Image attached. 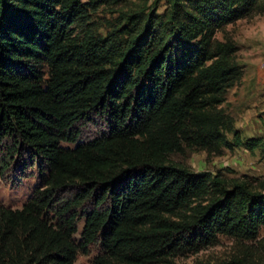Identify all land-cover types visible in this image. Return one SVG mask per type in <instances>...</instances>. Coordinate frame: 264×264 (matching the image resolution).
Returning a JSON list of instances; mask_svg holds the SVG:
<instances>
[{
  "label": "trees",
  "instance_id": "trees-1",
  "mask_svg": "<svg viewBox=\"0 0 264 264\" xmlns=\"http://www.w3.org/2000/svg\"><path fill=\"white\" fill-rule=\"evenodd\" d=\"M260 2L0 0V164L21 158L42 185L0 207V264H76L91 246L92 264H177L219 236L257 238L264 180L171 158L264 159L263 139L242 137L224 109L242 67L216 38ZM88 124L99 129L82 140Z\"/></svg>",
  "mask_w": 264,
  "mask_h": 264
},
{
  "label": "rangeland",
  "instance_id": "rangeland-1",
  "mask_svg": "<svg viewBox=\"0 0 264 264\" xmlns=\"http://www.w3.org/2000/svg\"><path fill=\"white\" fill-rule=\"evenodd\" d=\"M216 38L219 41L228 38L235 43V57L242 67V78L227 93L224 109L234 120V126L241 131L242 137H256L264 141V0H261L258 12L252 18L228 26ZM98 127L88 124L79 137L82 140L91 139ZM63 146L73 147L71 144ZM2 156L0 147V163ZM171 159L192 172L220 173L228 179L247 178L257 186L264 180V159L258 151L249 153L244 148H237L232 152L224 150L218 157L209 156L203 151H193ZM15 161L4 172L0 164V207L13 210L20 209L35 189L42 188L37 168L33 166L31 170H25L20 168L21 158ZM82 224V221L78 224L79 232ZM78 238V234L74 236L75 240ZM97 253L98 248L91 246L87 254L78 255L76 264H92ZM234 257L264 263V229L259 231L255 240L247 242L219 236L215 245L196 254L181 256L176 263L223 264Z\"/></svg>",
  "mask_w": 264,
  "mask_h": 264
}]
</instances>
